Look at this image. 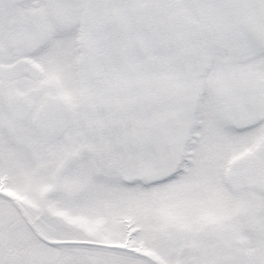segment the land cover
Instances as JSON below:
<instances>
[{
  "label": "snow or ice",
  "instance_id": "1",
  "mask_svg": "<svg viewBox=\"0 0 264 264\" xmlns=\"http://www.w3.org/2000/svg\"><path fill=\"white\" fill-rule=\"evenodd\" d=\"M0 264H264V0H0Z\"/></svg>",
  "mask_w": 264,
  "mask_h": 264
}]
</instances>
